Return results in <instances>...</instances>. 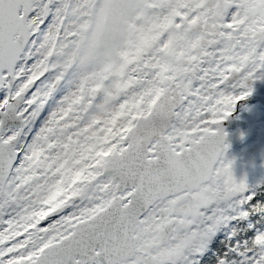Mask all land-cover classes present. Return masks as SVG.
Masks as SVG:
<instances>
[{"label":"snow or ice","instance_id":"snow-or-ice-1","mask_svg":"<svg viewBox=\"0 0 264 264\" xmlns=\"http://www.w3.org/2000/svg\"><path fill=\"white\" fill-rule=\"evenodd\" d=\"M256 80L264 0H0V264H264Z\"/></svg>","mask_w":264,"mask_h":264},{"label":"flooded vegetation","instance_id":"flooded-vegetation-1","mask_svg":"<svg viewBox=\"0 0 264 264\" xmlns=\"http://www.w3.org/2000/svg\"><path fill=\"white\" fill-rule=\"evenodd\" d=\"M252 86L253 94L237 105L222 127L230 145L226 157L234 161L235 177L257 183L264 177V81L256 80Z\"/></svg>","mask_w":264,"mask_h":264},{"label":"trees","instance_id":"trees-1","mask_svg":"<svg viewBox=\"0 0 264 264\" xmlns=\"http://www.w3.org/2000/svg\"><path fill=\"white\" fill-rule=\"evenodd\" d=\"M261 180H262V182H261ZM261 180H260V182H261V183H264V177H263Z\"/></svg>","mask_w":264,"mask_h":264},{"label":"rangeland","instance_id":"rangeland-1","mask_svg":"<svg viewBox=\"0 0 264 264\" xmlns=\"http://www.w3.org/2000/svg\"><path fill=\"white\" fill-rule=\"evenodd\" d=\"M261 182H262V180H261Z\"/></svg>","mask_w":264,"mask_h":264}]
</instances>
